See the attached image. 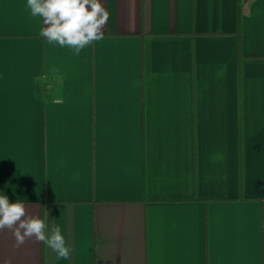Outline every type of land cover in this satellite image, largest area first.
<instances>
[{"label": "crops", "instance_id": "crops-1", "mask_svg": "<svg viewBox=\"0 0 264 264\" xmlns=\"http://www.w3.org/2000/svg\"><path fill=\"white\" fill-rule=\"evenodd\" d=\"M77 55L0 0V195L58 226L0 264H264V0H100Z\"/></svg>", "mask_w": 264, "mask_h": 264}, {"label": "clouds", "instance_id": "clouds-1", "mask_svg": "<svg viewBox=\"0 0 264 264\" xmlns=\"http://www.w3.org/2000/svg\"><path fill=\"white\" fill-rule=\"evenodd\" d=\"M32 17L43 20L41 35L49 43L74 49L79 54L94 41L103 39L109 13L100 0H27ZM43 218L31 216L21 202L10 203L6 195H0V231L8 229L19 248L27 240L35 238L57 258L69 259L71 247L66 243L60 227L48 230L50 211L42 206Z\"/></svg>", "mask_w": 264, "mask_h": 264}]
</instances>
